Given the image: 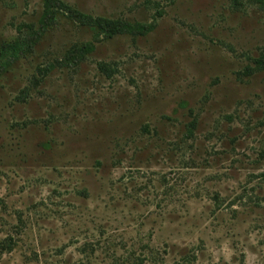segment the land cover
Returning <instances> with one entry per match:
<instances>
[{"label": "rangeland", "instance_id": "1", "mask_svg": "<svg viewBox=\"0 0 264 264\" xmlns=\"http://www.w3.org/2000/svg\"><path fill=\"white\" fill-rule=\"evenodd\" d=\"M61 1L153 30L0 59V264H264V0ZM42 3L0 0V48Z\"/></svg>", "mask_w": 264, "mask_h": 264}, {"label": "trees", "instance_id": "2", "mask_svg": "<svg viewBox=\"0 0 264 264\" xmlns=\"http://www.w3.org/2000/svg\"><path fill=\"white\" fill-rule=\"evenodd\" d=\"M236 5V0H234ZM262 4L264 2L260 1ZM59 17H63L71 23L82 28L92 30L97 41L110 40L116 36H145L153 30V24L129 23L121 20L94 17L81 13L61 0H43L42 13L37 26L23 25L18 27V34L24 32L25 36L16 41L1 45L0 59L3 61L2 68L17 61L20 57L28 55L38 44L43 35L53 28ZM24 29V30H22ZM94 51L91 42L72 46L63 57L62 65L78 64L85 56ZM256 68H264V55L254 60ZM100 69L105 67L99 65ZM249 74L252 70H247Z\"/></svg>", "mask_w": 264, "mask_h": 264}]
</instances>
